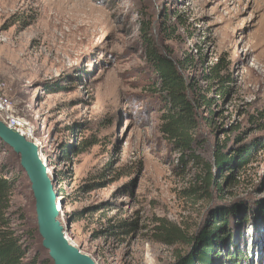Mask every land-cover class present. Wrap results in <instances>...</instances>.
I'll list each match as a JSON object with an SVG mask.
<instances>
[{
    "label": "rangeland",
    "instance_id": "1",
    "mask_svg": "<svg viewBox=\"0 0 264 264\" xmlns=\"http://www.w3.org/2000/svg\"><path fill=\"white\" fill-rule=\"evenodd\" d=\"M143 32L163 53L190 56L188 76L213 99L200 110L198 163L159 132ZM217 62L225 92L198 79ZM0 80L32 127L67 238L97 264H174L189 245L157 240L159 220L189 240L228 207L220 245L245 255L235 263L218 249L212 264H264V0H0ZM79 143L90 146L64 156L61 145ZM250 143L246 165L213 170L215 183L200 189L202 164ZM0 161L17 177L11 210L33 231L19 158L3 152ZM131 222L134 229L109 231Z\"/></svg>",
    "mask_w": 264,
    "mask_h": 264
},
{
    "label": "trees",
    "instance_id": "2",
    "mask_svg": "<svg viewBox=\"0 0 264 264\" xmlns=\"http://www.w3.org/2000/svg\"><path fill=\"white\" fill-rule=\"evenodd\" d=\"M163 16H166L164 12ZM146 27L147 24H145V28L141 29H146ZM165 31L163 28V32ZM141 41L147 71L151 77L149 84L152 95L158 99L160 104L159 132L171 144L173 151L180 156L186 154L185 161L198 163L195 148L200 145L197 138V128L201 118L200 110L211 106L213 99L200 96L197 92L198 84L194 81V77L188 76L187 69L193 65L190 56L178 59L172 57L168 52L163 53L151 40L147 39L146 32L142 33ZM223 69L224 67L219 66L218 62L214 63L202 69L198 79L205 84L213 83L217 90L225 92L226 80L225 75L222 74ZM202 117L207 121L209 119L208 116ZM87 146L89 147L90 144ZM87 146L83 147L81 143L77 145L63 144L60 148L66 156L68 153L77 154L84 151ZM253 150L254 147L251 143L243 145L235 149L236 152L232 153L230 159L220 153V150L217 151L213 165L202 164L201 166L202 177L200 181L203 186L200 189L206 191L215 183L211 179L213 170L221 171L223 166L226 167L225 170H229L231 165L237 168L246 165ZM3 152L10 156H16L0 140V156ZM182 159L184 160V156ZM183 167L181 166V168ZM18 170H22L21 167ZM17 185V177L12 174L9 165L0 161V264H49L52 260L47 251L42 246L39 247L34 244L35 235L38 233L37 227L34 226L33 231L25 230L22 228V218L18 215V211L13 212L11 210V198ZM231 209L233 210L232 207L218 208L212 214L211 219L207 220L205 225L199 228L189 240L183 238L177 227L165 225L160 219L161 223L154 228L156 239L165 244H172L179 240L187 242L189 250L184 254H179L174 264H212L210 257L216 255L218 249L220 251L224 249L225 256L230 257L229 261L236 263L240 257L245 255V252L234 247L230 242L225 247L220 245L223 234L229 232L227 225ZM136 226V222L126 225L118 223L111 226L109 231L117 234L123 227H128L130 230ZM32 249L34 253L30 254Z\"/></svg>",
    "mask_w": 264,
    "mask_h": 264
},
{
    "label": "water",
    "instance_id": "3",
    "mask_svg": "<svg viewBox=\"0 0 264 264\" xmlns=\"http://www.w3.org/2000/svg\"><path fill=\"white\" fill-rule=\"evenodd\" d=\"M0 140L18 156L19 165L29 181L41 246L53 264H97L65 234L66 227L58 219L57 203L60 206L61 202L55 199L57 192L46 171V162L40 155L39 147L1 120Z\"/></svg>",
    "mask_w": 264,
    "mask_h": 264
},
{
    "label": "built area",
    "instance_id": "4",
    "mask_svg": "<svg viewBox=\"0 0 264 264\" xmlns=\"http://www.w3.org/2000/svg\"><path fill=\"white\" fill-rule=\"evenodd\" d=\"M0 120L7 126L17 130L20 134L25 136L28 140L33 141L38 146V142L33 136L32 127L28 120L22 116L14 114L12 101L6 92V84L2 80H0Z\"/></svg>",
    "mask_w": 264,
    "mask_h": 264
},
{
    "label": "bare ground",
    "instance_id": "5",
    "mask_svg": "<svg viewBox=\"0 0 264 264\" xmlns=\"http://www.w3.org/2000/svg\"><path fill=\"white\" fill-rule=\"evenodd\" d=\"M49 171V169L47 168V172ZM56 201H59V200H56ZM59 203H57V210H58V212H60L61 211V205L59 206Z\"/></svg>",
    "mask_w": 264,
    "mask_h": 264
}]
</instances>
